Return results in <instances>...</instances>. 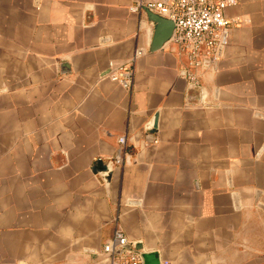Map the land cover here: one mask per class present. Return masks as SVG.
Segmentation results:
<instances>
[{
	"label": "crops",
	"instance_id": "1",
	"mask_svg": "<svg viewBox=\"0 0 264 264\" xmlns=\"http://www.w3.org/2000/svg\"><path fill=\"white\" fill-rule=\"evenodd\" d=\"M140 1L0 0V264H105L117 228L160 264H264V0L225 10L199 92Z\"/></svg>",
	"mask_w": 264,
	"mask_h": 264
},
{
	"label": "built area",
	"instance_id": "2",
	"mask_svg": "<svg viewBox=\"0 0 264 264\" xmlns=\"http://www.w3.org/2000/svg\"><path fill=\"white\" fill-rule=\"evenodd\" d=\"M238 0H158L144 3L138 2L134 10L145 7L175 23L171 38L165 44H172L178 54L186 59L184 67L188 85L202 88L198 69L205 68V60L213 61L219 45L228 41L230 20L225 10L234 6ZM144 54L137 49L132 62ZM131 61L112 68L109 78L118 81L123 87H130L134 79V68ZM156 142V140H154ZM119 143L124 146L126 137H120ZM123 159L118 157L114 164L121 165ZM130 245L118 254L121 247ZM105 264H145L142 253L135 243L130 242L120 229H115L113 237L104 245L101 253Z\"/></svg>",
	"mask_w": 264,
	"mask_h": 264
},
{
	"label": "water",
	"instance_id": "3",
	"mask_svg": "<svg viewBox=\"0 0 264 264\" xmlns=\"http://www.w3.org/2000/svg\"><path fill=\"white\" fill-rule=\"evenodd\" d=\"M148 18L155 23V29L153 33V38L150 45V50L155 51L164 46V44L171 38L175 23L172 19L163 17L159 14L152 12L149 8L145 7ZM190 90L199 92L200 87L190 85ZM158 114L155 115L154 123L152 128L157 127ZM113 161H103L99 160L96 165L93 167V171L99 174L105 185L109 186L112 175H113ZM125 249H131L130 245H125L121 247L118 251V254H122ZM137 249L142 253L145 264H160V257L156 251L145 252L142 251V247L137 245Z\"/></svg>",
	"mask_w": 264,
	"mask_h": 264
}]
</instances>
